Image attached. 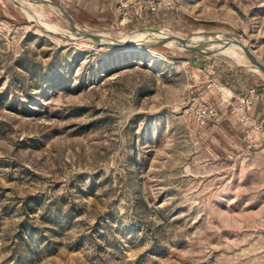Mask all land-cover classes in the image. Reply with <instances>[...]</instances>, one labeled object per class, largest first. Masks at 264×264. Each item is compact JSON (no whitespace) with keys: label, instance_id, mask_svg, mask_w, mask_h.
<instances>
[{"label":"rangeland","instance_id":"rangeland-1","mask_svg":"<svg viewBox=\"0 0 264 264\" xmlns=\"http://www.w3.org/2000/svg\"><path fill=\"white\" fill-rule=\"evenodd\" d=\"M26 1L29 16L0 0V264H264V117L236 110L264 75L235 49L264 63V0H166L126 20L129 0L110 15ZM68 17L207 49L98 46ZM204 106L217 114L201 124Z\"/></svg>","mask_w":264,"mask_h":264},{"label":"water","instance_id":"water-1","mask_svg":"<svg viewBox=\"0 0 264 264\" xmlns=\"http://www.w3.org/2000/svg\"><path fill=\"white\" fill-rule=\"evenodd\" d=\"M15 1L18 2L17 0H15ZM37 1L49 3L47 0H37ZM17 4H19V3H17ZM49 4H51V3H49ZM68 19H69V25L72 26L73 22L71 21V19L69 17H68ZM42 26L45 29H47L43 24H42ZM47 30L51 31L49 29H47ZM150 30L158 31L159 33L161 31L160 29H150ZM135 31H140V30H135ZM132 32H134V31L127 32L126 34L132 33ZM78 34L84 37L82 39L90 40V41L94 42L95 44H97L98 46L124 48V47H134V46H145L147 44H157V43H165L166 44L167 42H171V43L178 45L184 49H194L197 51L207 49L206 44H204V45L203 44H201V45L190 44L191 42L189 40V37L191 35L187 36L185 38L184 37H177L175 35L164 36L160 39L149 38V39H152V42H148L147 41L148 38L143 39V40H138V41H129V40L125 39V37H119V38H115V39H110V38L104 39L98 35H95V34H92L89 32L79 31ZM204 34L211 36V37L218 36V34L216 32H213V31H207ZM217 41L222 42L221 40H217ZM223 42H227V41H223ZM211 43L212 42L209 43V46L211 45ZM247 51L249 54L251 64H253L257 69H259L260 72H262L264 74V63L262 61H260L255 55H253L249 50H247Z\"/></svg>","mask_w":264,"mask_h":264},{"label":"built area","instance_id":"built-area-1","mask_svg":"<svg viewBox=\"0 0 264 264\" xmlns=\"http://www.w3.org/2000/svg\"><path fill=\"white\" fill-rule=\"evenodd\" d=\"M166 0H129L126 2H120L117 6L119 13L122 15L123 19H128L131 17H140L144 13L153 14L156 13L159 8L165 5ZM264 98V88H259L253 85L248 88V90L239 99L238 106L236 108L240 113L245 112L246 108L253 106L255 103L259 102ZM217 110H211L206 106L202 107L198 111V120L201 124L205 122V119L209 115H216ZM244 118V115L242 116Z\"/></svg>","mask_w":264,"mask_h":264},{"label":"bare ground","instance_id":"bare-ground-1","mask_svg":"<svg viewBox=\"0 0 264 264\" xmlns=\"http://www.w3.org/2000/svg\"><path fill=\"white\" fill-rule=\"evenodd\" d=\"M18 2L17 3H19L18 5L19 6H21V8H22V10L25 12V14L27 15V16H29V12H28V8H29V6H28V3H27V1L25 0H17ZM30 1H35V2H37L36 0H30ZM60 13H62V12H60ZM37 21L38 22H40V24H41V21L40 20H38L37 19ZM47 29H49V30H53V31H55V29L53 28V27H49L47 24H45V23H42ZM53 28V29H52ZM71 30L72 31H70L71 33V35L70 36H72V37H75V36H78V37H80V38H84L83 36H81V35H79L78 34V32L79 31H81L78 27H75V25H74V23L72 24V26H71ZM81 32H84V31H81ZM69 33V32H68ZM92 34H95V35H98V36H100L101 38H104V39H106V36L102 33V32H93ZM164 36H168L167 35V33H165V31L164 30H161L160 31V33L158 32V31H154V30H150V29H145V30H140V31H134V32H132V33H128V34H124L123 36H121V37H125V39H127V40H129V41H138V40H143V39H146V38H155V39H160V38H162V37H164ZM215 37H219V35L218 36H215ZM213 38L212 37V43H211V46L213 47V46H216V47H218V48H221V49H230V48H232V47H235L234 45H232V44H229V42L227 41V42H220V41H217L218 39L217 38ZM189 40H190V44H192V45H201V44H203V42H202V39H201V37H199V36H195V35H191L190 37H189ZM166 44H169V45H175V44H173V43H171V42H167ZM204 45V44H203ZM202 49V48H201ZM235 49H240V50H242L243 52H244V54H245V56H246V60H249L250 61V58H249V54H248V49L246 48V47H244L243 45H241V47L239 46V47H235ZM230 55H234L230 50H226ZM250 64V63H249ZM253 65V64H252ZM254 66V65H253ZM255 67V66H254ZM255 69L256 70H259V69H257L256 67H255ZM257 72V71H256ZM264 75V74H263Z\"/></svg>","mask_w":264,"mask_h":264},{"label":"crops","instance_id":"crops-1","mask_svg":"<svg viewBox=\"0 0 264 264\" xmlns=\"http://www.w3.org/2000/svg\"><path fill=\"white\" fill-rule=\"evenodd\" d=\"M114 0H77L76 3L79 5L81 3L85 4L87 14H90V11H99L98 14H107L110 15L112 12ZM114 13V12H112ZM114 15V14H113ZM112 18V17H111ZM260 103H255L252 107H250L247 112L255 118L264 117V98L259 101ZM262 102V103H261ZM260 110V111H259Z\"/></svg>","mask_w":264,"mask_h":264}]
</instances>
